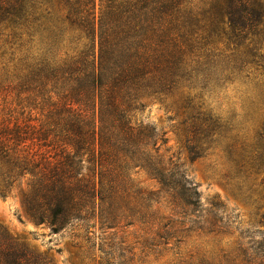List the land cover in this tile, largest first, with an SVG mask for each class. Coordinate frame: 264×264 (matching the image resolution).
<instances>
[{"label": "trees", "instance_id": "obj_1", "mask_svg": "<svg viewBox=\"0 0 264 264\" xmlns=\"http://www.w3.org/2000/svg\"><path fill=\"white\" fill-rule=\"evenodd\" d=\"M49 3L0 0V195L26 180L28 213L54 234L136 228L169 246L219 231L224 205L202 210L166 134L136 113L181 94L183 142L203 157L226 127L205 93L264 81V0H59L62 26ZM254 154L263 169L264 121ZM0 264L56 263L0 227Z\"/></svg>", "mask_w": 264, "mask_h": 264}, {"label": "rangeland", "instance_id": "obj_2", "mask_svg": "<svg viewBox=\"0 0 264 264\" xmlns=\"http://www.w3.org/2000/svg\"><path fill=\"white\" fill-rule=\"evenodd\" d=\"M49 6L62 26L59 0H50ZM72 35L67 33L61 47L64 52L70 50ZM181 96L145 98V108L136 113V120L166 134L163 152L174 156L198 186L202 210H210L212 203L224 205L219 231L195 228L184 234L182 243L169 246L143 244V233L136 228L103 232L97 226L89 233L77 224L54 234L28 213L26 180L7 196L0 195V227L56 264H264L263 253L253 250L264 238V168L258 170L251 163L264 121V81L239 79L205 93L207 106L226 127L211 149L195 161L183 142ZM140 178L146 185H156L145 173Z\"/></svg>", "mask_w": 264, "mask_h": 264}]
</instances>
